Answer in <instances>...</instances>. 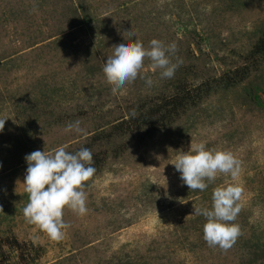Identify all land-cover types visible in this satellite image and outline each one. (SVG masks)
<instances>
[{"label":"rangeland","instance_id":"374dc122","mask_svg":"<svg viewBox=\"0 0 264 264\" xmlns=\"http://www.w3.org/2000/svg\"><path fill=\"white\" fill-rule=\"evenodd\" d=\"M263 30L264 0H0V264H264V56L250 54ZM124 36L175 42L174 77L146 59L152 85L113 94L103 67ZM76 121L86 136L65 132ZM192 141L242 161L227 251L192 214L231 177L183 184L173 163ZM62 145L89 148L96 171L87 213L66 209L56 241L26 222L23 181L28 154Z\"/></svg>","mask_w":264,"mask_h":264},{"label":"clouds","instance_id":"9594fccd","mask_svg":"<svg viewBox=\"0 0 264 264\" xmlns=\"http://www.w3.org/2000/svg\"><path fill=\"white\" fill-rule=\"evenodd\" d=\"M36 11V8H33ZM124 36L126 43L114 45L112 55L107 57L103 72L107 82L112 85V93L123 90L128 83L138 77L146 79L148 86L151 77L142 75L145 60L151 61L153 70H160L161 78L171 79L182 60L173 62L178 51L175 42L152 39L147 47L137 37ZM6 119H0V132L4 130ZM75 131L87 135L80 121L69 123L65 132ZM62 145L49 153L40 150L28 154L25 159L28 167L23 181L28 203L23 209L26 222L37 226L52 240H62L71 224L64 219L65 210L78 215L87 213L88 194L84 190L95 173L93 153L89 148H81L75 153ZM181 174L183 184L191 191H204L214 183L219 174L231 177V182L214 188L211 208L194 205V216H203V238L210 247L224 251L231 249L240 235L241 226L235 223L241 211L240 203L244 192L239 182L242 161L226 149L208 148L206 143L191 142L187 152H181L173 163ZM2 167V164H0ZM190 215V216H192Z\"/></svg>","mask_w":264,"mask_h":264},{"label":"trees","instance_id":"16d2710c","mask_svg":"<svg viewBox=\"0 0 264 264\" xmlns=\"http://www.w3.org/2000/svg\"><path fill=\"white\" fill-rule=\"evenodd\" d=\"M250 54L254 58L257 56H261V57L264 56V30L261 32L260 37L258 38L256 44L253 46L252 50L250 51ZM242 73H244L243 69H241V70L236 69L233 71V74H234L233 76H237V74L242 75ZM235 78H237V77H232V78L227 79L226 83L230 80L234 81ZM232 84H234V82ZM185 95L188 96V94H185ZM183 100H185V98H183ZM175 102H176L175 105H177V104L181 105L182 104L181 102H183V101H182V99H180V100H177Z\"/></svg>","mask_w":264,"mask_h":264}]
</instances>
